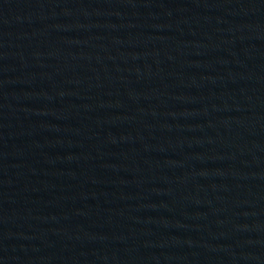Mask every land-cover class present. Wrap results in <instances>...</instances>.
Returning a JSON list of instances; mask_svg holds the SVG:
<instances>
[{
	"label": "water",
	"instance_id": "95a60500",
	"mask_svg": "<svg viewBox=\"0 0 264 264\" xmlns=\"http://www.w3.org/2000/svg\"><path fill=\"white\" fill-rule=\"evenodd\" d=\"M263 243L264 0H0V264Z\"/></svg>",
	"mask_w": 264,
	"mask_h": 264
}]
</instances>
